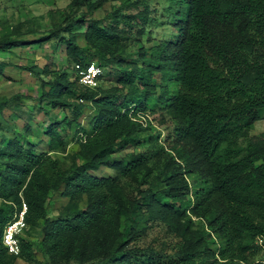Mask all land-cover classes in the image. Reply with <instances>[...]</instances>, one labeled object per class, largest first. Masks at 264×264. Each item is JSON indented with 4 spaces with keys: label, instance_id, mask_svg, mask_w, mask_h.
Returning <instances> with one entry per match:
<instances>
[{
    "label": "trees",
    "instance_id": "trees-1",
    "mask_svg": "<svg viewBox=\"0 0 264 264\" xmlns=\"http://www.w3.org/2000/svg\"><path fill=\"white\" fill-rule=\"evenodd\" d=\"M108 1L70 0L50 12L58 26L32 40L18 26L0 36V52L65 41L74 76L65 68L43 80L42 99L70 109L68 128L76 124L79 145L64 169L20 133L0 134V264L39 263L23 235L19 255L3 242L24 203L27 226L42 227L39 246L53 262L264 264V133L252 134L264 114V0H174L187 5L166 10L175 39L140 48L135 59L125 57L130 29L121 25L135 28L140 21V34L148 24L168 23L152 16L146 0H114L120 4L109 23L94 18ZM128 8L138 10L128 15ZM90 63L119 65L116 86L101 87L104 75L95 88L82 84L76 65ZM6 66L0 61V75ZM29 69L39 77L51 71L48 65ZM12 101L0 99V116ZM152 113L170 118L163 144L151 135L144 140L148 128L134 116ZM61 125L48 126V149L67 144ZM145 141L150 145L143 151L116 155ZM102 167L117 174L96 175ZM122 179L130 180L129 188ZM62 188L69 201L52 219L47 203ZM155 226L178 239L173 250L137 245Z\"/></svg>",
    "mask_w": 264,
    "mask_h": 264
},
{
    "label": "rangeland",
    "instance_id": "rangeland-1",
    "mask_svg": "<svg viewBox=\"0 0 264 264\" xmlns=\"http://www.w3.org/2000/svg\"><path fill=\"white\" fill-rule=\"evenodd\" d=\"M70 0H0V36L7 28L16 30L18 26L21 28L23 37L28 40L35 39L39 36L40 32H49L52 28L58 26L59 19L51 17L50 12L57 9H64L68 6ZM146 3L151 5L153 10L152 16L158 18L159 21H164L168 24L157 26H146L144 33H138L136 28L140 26V21L135 24V28H130L121 25L123 29H130L128 32L130 38L126 39L128 47L125 52L127 58H137L140 48L149 49L153 45L162 43L164 40L175 39V28L170 24L172 15H169L167 8L173 5L174 9L187 10V5L176 4L174 0H146ZM120 3L110 0L105 5L97 10L93 17L102 19L105 23H109L111 19L108 18L113 10L118 7ZM138 9L128 8L124 12L132 14L137 12ZM37 31V32H35ZM67 33H64L66 35ZM80 43L85 45L84 38H80ZM66 44L63 39L54 38L47 41L42 45L38 43H31L14 48L9 52H0V61H6L7 66L3 75H0V99H13L14 101L5 109V113L0 116V121L3 129H0V134L4 133L6 136H13L14 132L20 133L21 136L36 143L39 151L47 150L51 156L60 161L62 168H69L73 162L75 153L79 149V145L74 141L75 126L74 123L71 128H68V122L72 120V114L69 108H52L47 99H42L44 90L43 80H49L62 72L63 69L68 68L74 76V62H68L65 54ZM93 62H97L94 59ZM98 63V62H97ZM31 65H39L44 67L50 66V72L44 73L40 77L34 72L30 71ZM105 70L103 79L100 86L103 88H110L116 86L117 80L120 78V66L102 67ZM127 68H131L128 66ZM48 86H46L47 88ZM127 89H125L126 92ZM90 112L87 108L86 113ZM148 128L141 134L144 140L151 136L156 138L155 143L163 144L164 138L168 135V121L169 116L161 117L160 113L151 115H134ZM164 119L166 122H162ZM54 121L62 123V134L65 136L67 144L61 145L57 149H48L49 138L45 134L48 126ZM85 122V120H84ZM87 125V124H86ZM15 129V131L12 130ZM264 133V114L254 126L252 131L253 135ZM149 143V142H148ZM147 141L143 145H130L125 152H119L116 155L122 156L124 153H131L133 151H143L149 147ZM117 174L116 171L102 167L99 171L95 172L98 176H109ZM190 181L195 184V175L189 176ZM124 185L129 188L130 180L122 179ZM63 188L60 191L51 193L48 206V214L52 219H56L62 213V210L67 206L69 199L63 195ZM86 201L80 203L84 207ZM27 207L26 203L23 204L21 210L24 211ZM27 214V209H26ZM25 214V217H26ZM196 219V218H195ZM123 223V227H124ZM42 227H29L26 226L21 235L33 242L35 254L39 260L38 264H77L76 262L66 263L53 262L47 256L39 242L43 238ZM178 239L172 234L168 233L164 226H155L153 229L148 230L147 234L143 233L137 240V245L147 248H155L161 250H173ZM215 246V245H214ZM260 258V257H259ZM17 264H31L22 259H18Z\"/></svg>",
    "mask_w": 264,
    "mask_h": 264
},
{
    "label": "built area",
    "instance_id": "built-area-1",
    "mask_svg": "<svg viewBox=\"0 0 264 264\" xmlns=\"http://www.w3.org/2000/svg\"><path fill=\"white\" fill-rule=\"evenodd\" d=\"M76 73L82 84L95 88L99 85L101 76L105 74V70L96 63H90L87 66L76 65ZM26 209L20 215L14 218L6 227L3 235L4 245L7 247L9 253L19 255L21 252L20 239L22 232L27 226L25 220Z\"/></svg>",
    "mask_w": 264,
    "mask_h": 264
}]
</instances>
